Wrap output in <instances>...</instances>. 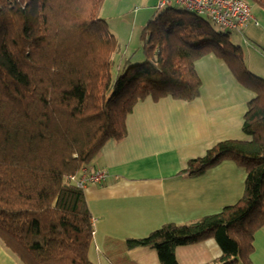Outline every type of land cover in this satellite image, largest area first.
I'll return each mask as SVG.
<instances>
[{
  "label": "trees",
  "instance_id": "obj_1",
  "mask_svg": "<svg viewBox=\"0 0 264 264\" xmlns=\"http://www.w3.org/2000/svg\"><path fill=\"white\" fill-rule=\"evenodd\" d=\"M158 1L142 30L145 60L131 65L99 17L104 0H0V243L19 264H92V216L70 178L106 142L125 137L136 102L196 98L194 65L210 54L254 95L241 125L249 139L218 142L182 173L198 176L231 161L245 170L243 196L219 213L164 224L125 245L153 250L158 264H178L176 248L213 239L218 264H252L254 234L264 229V79L228 40L237 32H217L203 14L180 6L158 10ZM236 1L264 11V0ZM115 54L123 63L112 77Z\"/></svg>",
  "mask_w": 264,
  "mask_h": 264
},
{
  "label": "crops",
  "instance_id": "obj_2",
  "mask_svg": "<svg viewBox=\"0 0 264 264\" xmlns=\"http://www.w3.org/2000/svg\"><path fill=\"white\" fill-rule=\"evenodd\" d=\"M252 14L257 25L248 23L238 35L247 52L264 59V17ZM194 67L201 81L196 98L136 102L125 119V137L106 142L100 162L87 167L109 173L104 183L83 189L94 227L88 252L92 264H158L153 250L128 249L125 240L145 237L167 223L182 225L219 213L242 198L246 173L231 161L198 176L182 173L189 160L204 156L218 142L249 139L241 125L254 97L214 55L200 58ZM255 69L264 75L262 68ZM220 256L213 239L175 249L178 264H218ZM250 261L264 264V229L254 234ZM0 264H19L1 243Z\"/></svg>",
  "mask_w": 264,
  "mask_h": 264
},
{
  "label": "rangeland",
  "instance_id": "obj_3",
  "mask_svg": "<svg viewBox=\"0 0 264 264\" xmlns=\"http://www.w3.org/2000/svg\"><path fill=\"white\" fill-rule=\"evenodd\" d=\"M156 2L157 0H154V2L149 5L147 4V0H104L99 11V17L106 20L109 31L116 38L119 51L118 55L121 54L123 59H130L131 65L140 64L145 60L143 53L145 37L142 35V30L147 22L151 20L150 18L155 11ZM171 8L180 10L176 4H172ZM136 10H140L137 15L134 14V11ZM251 10L252 13H256L258 20L259 17H264V13L258 12V10L263 11L258 6L251 5ZM201 16L208 21V18L205 15ZM258 22L259 24L261 23L260 21ZM208 24L213 30L217 32L221 31L210 21H208ZM228 40L240 46V51L243 52L244 64L250 71L257 73V71H255L256 66L264 70V59L255 57L251 52H247V44L240 35L229 33ZM118 55L115 54L113 57L114 67L111 70L112 77H114L122 68L123 62L121 63ZM251 60L253 61L252 64ZM248 64L251 66V69ZM257 74L260 75L259 73ZM260 76L264 77V75ZM98 155L94 157L91 163L96 164V161L100 162V158H97ZM106 173H108V171Z\"/></svg>",
  "mask_w": 264,
  "mask_h": 264
},
{
  "label": "built area",
  "instance_id": "obj_4",
  "mask_svg": "<svg viewBox=\"0 0 264 264\" xmlns=\"http://www.w3.org/2000/svg\"><path fill=\"white\" fill-rule=\"evenodd\" d=\"M176 4L187 11L205 15L218 29L242 33L248 23L257 25L250 8L236 0H159L157 9L162 10ZM105 170H83L79 177L70 180L79 188L99 185L107 180Z\"/></svg>",
  "mask_w": 264,
  "mask_h": 264
},
{
  "label": "clouds",
  "instance_id": "obj_5",
  "mask_svg": "<svg viewBox=\"0 0 264 264\" xmlns=\"http://www.w3.org/2000/svg\"><path fill=\"white\" fill-rule=\"evenodd\" d=\"M239 34H240V33H239ZM84 170H89V169L86 168V169H84Z\"/></svg>",
  "mask_w": 264,
  "mask_h": 264
}]
</instances>
